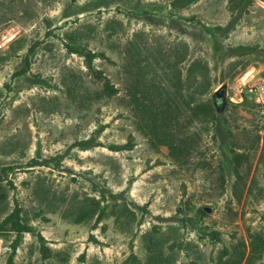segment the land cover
Listing matches in <instances>:
<instances>
[{
  "label": "rangeland",
  "instance_id": "obj_1",
  "mask_svg": "<svg viewBox=\"0 0 264 264\" xmlns=\"http://www.w3.org/2000/svg\"><path fill=\"white\" fill-rule=\"evenodd\" d=\"M239 1L0 0V264L264 252V0Z\"/></svg>",
  "mask_w": 264,
  "mask_h": 264
},
{
  "label": "trees",
  "instance_id": "obj_2",
  "mask_svg": "<svg viewBox=\"0 0 264 264\" xmlns=\"http://www.w3.org/2000/svg\"><path fill=\"white\" fill-rule=\"evenodd\" d=\"M243 0H240L239 2L241 3ZM248 2L250 1H253V0H247ZM246 0L244 2H247ZM236 0H232L231 2V10L232 11H235L236 8L238 7L237 4L235 5ZM234 5V7H233ZM36 44L35 45H32L31 47V50L30 52L33 51V49L35 48ZM86 53L87 55H89V51L86 50ZM28 60V58H26ZM99 80H102V92L104 95H107V96H112L114 95V93L117 92V90L115 89V87L113 86L112 82L109 80V78H107L106 76H103V75H100V78ZM213 118V121L216 119L214 116H212ZM211 236H212V241H215L219 238V234L217 232H212L211 233ZM243 247L244 249L243 250H238V251H235V252H232V251H226L225 252V255H227V258L224 259L222 257H220L218 259V263L217 264H242L243 260H244V257L246 255L245 253V245L243 243ZM263 253L262 251H257L256 248L252 247V251H251V254L248 256L247 260H246V263L245 264H256V260L258 259H261L263 256Z\"/></svg>",
  "mask_w": 264,
  "mask_h": 264
},
{
  "label": "water",
  "instance_id": "obj_3",
  "mask_svg": "<svg viewBox=\"0 0 264 264\" xmlns=\"http://www.w3.org/2000/svg\"><path fill=\"white\" fill-rule=\"evenodd\" d=\"M227 93V84L223 85L222 87H220L215 93H214V97L217 99H220L222 101H225V96ZM205 210L207 212H211L210 209L205 208Z\"/></svg>",
  "mask_w": 264,
  "mask_h": 264
}]
</instances>
